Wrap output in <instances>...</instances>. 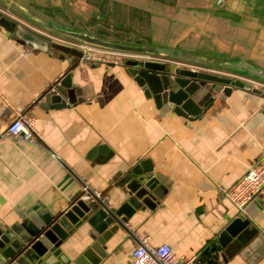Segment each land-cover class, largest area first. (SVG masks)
<instances>
[{
  "label": "crops",
  "instance_id": "1",
  "mask_svg": "<svg viewBox=\"0 0 264 264\" xmlns=\"http://www.w3.org/2000/svg\"><path fill=\"white\" fill-rule=\"evenodd\" d=\"M16 2L27 15L0 0V228L36 225L66 209L84 180L116 208L125 195L121 173L147 159L161 177L154 205L136 208L122 229L109 234L104 255L92 264H131L141 234L193 258L192 264H264V191L240 215L250 222V240L215 249L211 261L205 254L235 217L219 186L233 184L264 151L263 98L240 87L224 95L215 84L202 112L176 114L144 96L125 68L128 56L117 65L78 60L52 46L57 37L68 38L35 20L75 30L83 23L112 42L177 47L264 70V0ZM24 33L35 41L24 40ZM191 68L245 77L212 66ZM65 73L76 101L50 108L41 99L44 90ZM263 84L255 87L264 91ZM26 110L38 139L1 136L15 111ZM90 230L85 222L59 245L67 264H76L91 242Z\"/></svg>",
  "mask_w": 264,
  "mask_h": 264
},
{
  "label": "water",
  "instance_id": "2",
  "mask_svg": "<svg viewBox=\"0 0 264 264\" xmlns=\"http://www.w3.org/2000/svg\"><path fill=\"white\" fill-rule=\"evenodd\" d=\"M3 2L25 15L28 14L25 6L17 3L16 0H3ZM35 20L57 35L68 38L57 37L55 42H52V46L59 52L65 51L74 55L78 60L89 58L88 53L79 50L77 44L80 42L130 54L128 56L130 59L124 65L134 83L142 90L145 97L153 99L155 105L164 104L176 114L194 116L202 112L204 109L200 105L215 89V84L224 95H228L234 87H240L255 91L264 100V91L247 85L239 78L221 76L188 66V64H196L226 71L234 70L245 77L264 83V70L249 64L240 61L229 64L220 58L201 56L177 47L112 42L92 34L83 23H80V30H75L51 20ZM20 36L24 40L35 41V38L28 33ZM45 41L50 45L48 40ZM70 84V75L63 74L44 90L41 98L43 103L50 108L74 104L77 90L71 89ZM207 106H210L209 103ZM261 111L264 114V102ZM160 181V175L152 171L147 159H143L138 165L129 167L121 173L118 185L123 186L125 195L122 203L116 208L107 207L105 203L93 197L84 200L75 199L66 209L36 225L12 226L8 230L0 228V264H67L69 260L62 258L59 245L69 232L85 222L91 228L88 231L91 242L74 262L95 263L104 255L102 246L110 233L122 229L123 223L127 222V218L136 208L142 205L148 207L154 205L153 199L159 192ZM249 226L250 222L247 218L235 216L217 232L213 241L215 248L219 250L226 245L234 248L248 242L251 238L248 232Z\"/></svg>",
  "mask_w": 264,
  "mask_h": 264
},
{
  "label": "built area",
  "instance_id": "3",
  "mask_svg": "<svg viewBox=\"0 0 264 264\" xmlns=\"http://www.w3.org/2000/svg\"><path fill=\"white\" fill-rule=\"evenodd\" d=\"M79 50L89 54L88 60L96 62L111 63L117 65L121 57L130 56L128 53L113 51L103 47H96L80 42ZM196 64H188L193 67ZM233 76V75H231ZM237 75L236 78H238ZM247 85L255 87V84H263L252 78L242 77ZM264 85V84H263ZM256 88V87H255ZM34 118L26 111H15L14 117L9 121L6 130L1 136L20 138L24 141H34L39 135L34 128ZM219 191L224 198L235 208V216L245 213L247 205L254 196L264 191V151L239 175L228 187H220ZM93 197L107 206V195L91 187L86 180L81 182L80 192L77 199L84 200ZM109 207V206H107ZM137 242L130 251L131 264H192L193 258H184L173 253L171 247L165 243L152 244L147 234L136 235Z\"/></svg>",
  "mask_w": 264,
  "mask_h": 264
},
{
  "label": "trees",
  "instance_id": "4",
  "mask_svg": "<svg viewBox=\"0 0 264 264\" xmlns=\"http://www.w3.org/2000/svg\"><path fill=\"white\" fill-rule=\"evenodd\" d=\"M215 249L216 248H215V244L214 243L207 249V251L205 252V254H210V257L207 256L208 257L207 260L209 259V261H211L212 259H214V257L212 255H214ZM204 257H206V255H204Z\"/></svg>",
  "mask_w": 264,
  "mask_h": 264
}]
</instances>
